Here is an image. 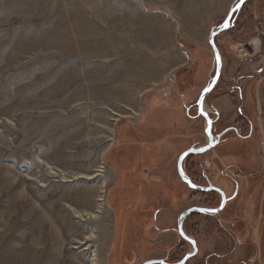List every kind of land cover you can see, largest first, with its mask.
<instances>
[{
	"label": "rangeland",
	"instance_id": "rangeland-1",
	"mask_svg": "<svg viewBox=\"0 0 264 264\" xmlns=\"http://www.w3.org/2000/svg\"><path fill=\"white\" fill-rule=\"evenodd\" d=\"M128 2L0 0V264H32L37 254L43 262L177 264L193 252L180 215L222 204L218 192L183 182L178 163L208 146L198 101L218 70L209 38L239 0L145 8L178 27L187 65L167 80L161 72L156 82H165L135 102L117 93L120 79L148 56L113 53L129 43L115 38ZM215 45L222 73L203 104L215 147L186 157L183 171L222 190L227 206L183 222L198 248L186 264H264V0H247Z\"/></svg>",
	"mask_w": 264,
	"mask_h": 264
},
{
	"label": "crops",
	"instance_id": "crops-1",
	"mask_svg": "<svg viewBox=\"0 0 264 264\" xmlns=\"http://www.w3.org/2000/svg\"><path fill=\"white\" fill-rule=\"evenodd\" d=\"M128 1L129 0H120V6L126 5V7H128ZM131 1L134 3L130 8L131 11L127 21L128 24L126 27L124 26L125 28L123 27L124 30L121 28L119 37L115 36L116 39L119 38L121 41L127 38L124 40H128L129 43L125 41L123 46H128L126 50H123L122 46H115L113 53H121L122 50L125 51L123 54L148 56V60L144 61L143 64H141V61H138L137 57L135 65H138L139 69L137 67L135 69L133 68L134 70L131 71L132 62H130V68L126 70V73L123 74L120 79L121 81L123 80L124 83L120 86L117 93H121L127 98H130L129 101L135 102L136 99H134V97L137 98L144 90V92H149L151 89L161 86L165 82L164 80H167L173 72L187 65V61L184 54L179 50L176 42V31L178 27L175 29L173 24H169V22L164 19L156 20L159 22L157 23L155 20H152L154 17L153 15L145 12V8L151 7H176V5H173L175 3L171 2V0ZM172 1L178 2V0ZM202 4H204V2ZM205 4L209 5L207 2ZM151 14L155 13L152 12ZM161 29L163 33L160 31ZM133 37L140 39L146 47L133 48L131 45L132 41L130 42V40H133ZM158 72L160 73L158 74ZM161 72H164V75H166L164 77L165 79L156 82L157 77L162 76ZM196 257L197 256H195V258Z\"/></svg>",
	"mask_w": 264,
	"mask_h": 264
},
{
	"label": "water",
	"instance_id": "water-1",
	"mask_svg": "<svg viewBox=\"0 0 264 264\" xmlns=\"http://www.w3.org/2000/svg\"><path fill=\"white\" fill-rule=\"evenodd\" d=\"M247 0H239V2L231 9V11L229 12L228 17L226 18L224 24L219 28V29H213L210 38H209V44L214 52V55L217 59V57H219V59H217L218 61V70H217V74L215 76V79L213 81V83L211 84L210 87H208L203 94L200 96L199 101H198V108H199V112L200 114L206 119L207 123H208V131H207V136H208V146L201 148V149H193V150H189L186 153H184L180 159H179V163H178V173L180 178L182 179L183 182H185L186 184H188L191 188H193L194 190H196L197 192H218L221 196H222V204L218 209H209V208H191L189 210H187L186 212H184L183 214L180 215L179 220H178V231L179 234L181 236V238L183 240H185L186 242L190 243L193 246V252L190 253L189 255H187L182 261H180L177 264H186L189 260L193 259L197 254H198V248L196 243L191 240L184 232L183 229V222L191 215L194 213L197 214H210V215H218L220 214L226 207L227 205V198L225 193L220 190V189H214V188H209V189H204L198 185H196L193 180H191L183 171V161L186 157L190 156V155H202V154H206L209 153L210 151L213 150V148L215 147V142H214V137L212 134V129H213V122L211 121V119L205 115L204 111H203V104L204 101L206 99V97L208 95H210V93L215 89V87L217 86L220 77H221V73H222V59L221 56L219 54V51L215 45V39L221 35L223 32H225L231 25L232 19L235 15V13L240 10V8L245 4ZM227 24L228 26L225 27L224 25ZM194 185V186H193ZM145 264H166L161 260H152V261H148Z\"/></svg>",
	"mask_w": 264,
	"mask_h": 264
},
{
	"label": "bare ground",
	"instance_id": "bare-ground-1",
	"mask_svg": "<svg viewBox=\"0 0 264 264\" xmlns=\"http://www.w3.org/2000/svg\"><path fill=\"white\" fill-rule=\"evenodd\" d=\"M203 111H204V107H203ZM87 132V131H86ZM99 172H101L102 173V171H99ZM98 176V175H97ZM102 185L103 186H105L106 185V182L105 181H102ZM104 193V192H103ZM103 193H102V195H101V198H104V195H103ZM101 194V193H100ZM100 207H99V213H100V211H102L103 210V206H104V202H105V200H103V199H100ZM84 203V202H83ZM95 205V204H94ZM78 213V212H77ZM194 214H196V213H194ZM79 215V214H78ZM85 215V214H84ZM192 215V214H191ZM201 215H207V214H201ZM83 216V215H82ZM94 216V215H93ZM83 217H85L86 219H92L93 217L91 216V215H87V216H83ZM87 221V220H86ZM18 239V238H17ZM4 240V239H3ZM87 241L86 242H84V243H80L79 242V245H80V247H81V245H83L84 247H85V245L87 244V243H89V242H94V241H92V237L91 238H89V239H86ZM94 240V239H93ZM2 241V240H1ZM26 242V241H25ZM1 243V242H0ZM90 244V243H89ZM49 246V245H48ZM57 246V245H56ZM89 246V245H88ZM79 247V246H78ZM82 248V247H81ZM86 248V247H85ZM53 248H51V250H52ZM94 249V248H93ZM11 250V249H10ZM10 250H9V252H10ZM87 250V249H86ZM47 251V250H46ZM54 251V250H53ZM12 252V251H11ZM88 252H89V250H88ZM92 252V251H91ZM94 253V252H93ZM87 254V253H86ZM91 255H92V253H91ZM86 256V255H85ZM47 257V256H46ZM56 255L53 257V258H51V260L48 262H43L44 261V258H45V256H41V254H37V255H35L33 258L34 259H31L32 261H31V263L32 264H41V262H43V264H66L69 260H66L65 258L63 259L62 257L60 258V257H56ZM83 257H84V255H83ZM88 257V256H87ZM90 257V256H89ZM17 258H18V256H17ZM10 259V258H9ZM12 259V258H11ZM28 260V259H27ZM90 260V259H89ZM9 261V260H8ZM16 261V260H15ZM18 261V260H17ZM94 261H96V260H94ZM8 263V262H7ZM69 264H73V262H70L69 261Z\"/></svg>",
	"mask_w": 264,
	"mask_h": 264
},
{
	"label": "trees",
	"instance_id": "trees-1",
	"mask_svg": "<svg viewBox=\"0 0 264 264\" xmlns=\"http://www.w3.org/2000/svg\"><path fill=\"white\" fill-rule=\"evenodd\" d=\"M192 156H194V155H190V156H188L189 158H192ZM196 157H199V156H196ZM199 193H204V192H199Z\"/></svg>",
	"mask_w": 264,
	"mask_h": 264
},
{
	"label": "snow or ice",
	"instance_id": "snow-or-ice-1",
	"mask_svg": "<svg viewBox=\"0 0 264 264\" xmlns=\"http://www.w3.org/2000/svg\"><path fill=\"white\" fill-rule=\"evenodd\" d=\"M224 26H225V27H227L228 25H227V24H225ZM217 59H219V57H217ZM193 186H194V185H193Z\"/></svg>",
	"mask_w": 264,
	"mask_h": 264
}]
</instances>
